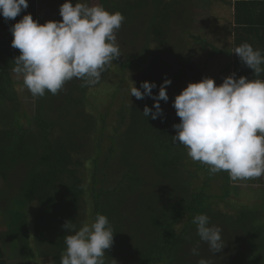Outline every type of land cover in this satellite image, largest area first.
Wrapping results in <instances>:
<instances>
[{
	"label": "trees",
	"instance_id": "1",
	"mask_svg": "<svg viewBox=\"0 0 264 264\" xmlns=\"http://www.w3.org/2000/svg\"><path fill=\"white\" fill-rule=\"evenodd\" d=\"M152 1L153 16L146 23V32L150 34L146 36L147 43L140 51L133 47L129 53L122 47L128 41L118 44L121 56L114 60L117 68L112 63L98 82L105 81L108 70L118 75L115 77L119 89L124 87L121 95L114 93L112 102L103 105L99 125L85 108L89 89L98 83L84 86L82 80L74 78L65 83L70 86L67 92L61 89L53 95L46 91L43 97H35L37 112L34 120L25 115L23 120L30 121L24 126L26 130L20 131L14 126L6 131H1L6 126L0 128V229L6 228L0 235L8 238L9 256L20 259L15 264H51L52 261L60 264V256L66 251L64 238L70 234L64 225L70 222L78 230L94 222L97 214L108 218L114 232L113 245L105 250L104 264H195L186 245L199 239L196 225L192 223L198 214L207 215L210 226L221 220L245 231L248 251L242 264H264L262 220L251 212L241 210L237 215L227 216L218 209L219 203L230 207L227 203L232 194L229 174L226 171L210 174L208 166L192 162L185 147L172 142L176 135L173 125L180 123L172 106L175 98L167 94L168 101L159 102L163 115L153 120L151 113L148 118L142 114L145 106L155 111V101L150 97L137 100L130 96L133 86L126 79L130 72L138 89L142 82L155 83L157 87L152 94L157 96L165 79L174 83L173 67L186 73L193 70L180 64L178 68V60L182 59L174 53L168 56L167 38L173 27L181 28L194 41L200 39L181 18L182 0L176 3L178 11L175 8L170 12H165L168 2ZM99 2L110 13L120 12L126 26L142 10L138 7V14L135 6L144 8L147 4V0ZM149 40L155 43L153 49L149 48ZM134 41L130 40V44L136 46ZM162 48L166 55L161 54ZM217 52L212 48V55ZM194 81L200 82L197 78ZM62 100L63 106L55 116L58 122L49 113ZM92 106L89 108L93 110ZM91 133L95 138L92 139ZM135 148L139 150L137 154ZM115 162L118 167L114 177L110 168ZM88 164L89 178H86ZM144 164L157 176V184L160 179L177 182L181 189L186 184L180 182L181 174L185 173L194 182L199 172L207 175L201 188L193 186L186 197L178 193L176 200L165 197L167 194L154 196V201L153 195L146 192L141 205L137 204L144 235L129 238L123 234L127 223V219L123 220V211L127 196L150 180L143 174ZM155 202L160 206H154ZM121 248L128 252L122 258L117 255ZM1 249L0 244V264H9L7 253Z\"/></svg>",
	"mask_w": 264,
	"mask_h": 264
},
{
	"label": "clouds",
	"instance_id": "2",
	"mask_svg": "<svg viewBox=\"0 0 264 264\" xmlns=\"http://www.w3.org/2000/svg\"><path fill=\"white\" fill-rule=\"evenodd\" d=\"M28 7L27 0H0V15L6 21L13 20ZM59 14L62 21L43 25L31 14L24 15L10 28L11 47L21 53L14 59L13 71L18 79L23 78V86L33 97H43L46 91L55 95L74 78L82 80L84 86L95 85L121 56L116 32L125 17L120 12L110 13L99 4L73 5L66 0ZM233 53L256 76L264 72V56L252 45L243 43ZM171 83L165 79L157 96L152 94L155 83L142 82L139 89L133 83L131 97L155 101V111L145 106L143 116L148 118L151 113L155 120L163 115L159 102L168 101L166 87ZM172 106L180 119L173 125L176 135L172 142L184 146L193 161L207 165L210 174L226 171L232 181L264 175V80L243 76L236 79L233 73L217 86L212 78H203L189 83ZM192 223L200 241L213 255L222 251V230L210 226L207 215H196ZM64 227L70 234L64 238L66 251L60 256V264H104L105 250L114 242V232L105 215L97 214L94 222L78 230L70 222ZM198 247H193V255H199ZM198 264L211 261L201 258Z\"/></svg>",
	"mask_w": 264,
	"mask_h": 264
},
{
	"label": "rangeland",
	"instance_id": "3",
	"mask_svg": "<svg viewBox=\"0 0 264 264\" xmlns=\"http://www.w3.org/2000/svg\"><path fill=\"white\" fill-rule=\"evenodd\" d=\"M179 1L181 0H164L163 2H168V7L165 8V12L175 11L176 3ZM226 1L228 0H182L183 4L179 8V11L182 10L183 13L181 18L186 20V27L190 29L191 33L198 36L200 39H198V41H194L188 34H184L181 28L179 30L177 27H173L171 29V34L167 38V44L169 45L168 56L171 57V53H174L176 58L182 59L181 61L178 60L176 65L177 67L178 64H180L183 65L184 68L189 66L193 70L186 73L183 70H176L173 67L174 70L171 71V73L176 79L171 78L174 80V83L171 84L172 86L167 91L169 97L171 96L175 98L177 95H179L189 83L196 82L194 81V78H196L198 75L206 74L207 77H213L215 76L214 73L219 71V65L223 63V60L220 61L222 58L221 54H223V51H226V27H222L224 22L223 19L226 18ZM82 2L87 3L89 6L96 4L100 5L99 0H84ZM152 3H154L152 0H147V4L144 6V8H142V6H138L137 4L135 7L138 14L139 8L142 9L140 14L136 16L138 18L130 21V23H128L129 26H126L125 20V22L122 23L120 29L116 32L117 44L124 45L125 41H128L126 45L122 46L123 50H125V53H129L133 47H136L137 50L140 51V48L147 43L146 36H149L150 34H148L149 32H146V23L148 19L150 20L151 16H153V9H151ZM134 31H137V33L134 34ZM135 36L136 38H134ZM130 40H135L134 42L136 46H133L132 43L130 44ZM149 41V48L153 49L155 47V43L152 40ZM207 44L209 45L208 48H202L203 45L205 46ZM172 46H174V50H172ZM211 47L214 51L216 49L218 54L216 53V55H212ZM163 51V48L160 49L161 54L166 55V52L164 53ZM207 61H209L208 64H206ZM113 64L114 67L117 68L115 61H113ZM171 66H173L172 63ZM130 75H132V72L128 74V77L126 78L127 82L131 84V86H134L135 83L132 81L133 78L132 76L130 77ZM115 76L118 75L107 70L105 81L98 83V85H95L93 88L89 89L87 93V107H84L86 108V111L93 115L96 125L101 123L100 114L103 110V105H105L107 101L112 102V98L115 95L114 93L121 95L120 91L124 90V87L119 89L117 80L118 78ZM62 89L64 92L70 90L69 84H65ZM63 100L52 106V111L49 113L51 118H55L58 109L63 106ZM35 101L36 98L30 97L29 92L22 95L13 96V108H7L12 107L11 105L2 107L5 110V113H0V115H4L6 118H4V116L0 118V125L3 126V124L6 123V127L2 128L1 131H6L7 128L12 126L20 131L21 129L26 130L24 126H27L30 121L26 122V120L23 119L26 115L29 116L31 120H34L37 112ZM89 105H93V110L89 108ZM65 116L67 119H71L70 116ZM34 126L35 124L33 121L31 127L34 128ZM91 136L92 139L95 138L94 133H91ZM138 152V148H135V153L137 154ZM192 162L194 161L192 160ZM117 167L118 164L115 162L110 168V172L114 177ZM149 169L150 166L144 164L143 174L150 180L147 181L145 185L137 187V189L132 194L127 196L128 200L125 203L126 208L123 211V220L125 219V222L127 219V223L123 226V234L129 238H131L130 236L132 235H135L139 238L144 235V226H142L140 223V217H142V215L138 213L137 204L141 205L146 192H149V194L153 195L152 199L154 201L156 196H165L167 194L168 196L165 197L169 198L170 196L172 199L176 200L175 197L178 193L186 197L191 192L193 186L195 187L197 185L196 188H201L204 181L206 180L205 175H207L203 171L199 172L198 178L196 179L197 182H194V180L189 179L185 173L181 174L182 177L180 182H186L185 187L181 189L182 186L178 187L177 182L173 183L172 181H163L160 179L159 183L157 184V176H155L154 173H152V170ZM89 170L88 164L86 167V178H89ZM175 186H177L178 189ZM231 188L232 194L227 200V203H230V207L225 206L224 203H219L218 209H220L227 216L237 215V213L241 210L243 212H251L252 214L257 215L260 220H262L261 224H264V175L256 179L232 181ZM171 193H174V195H171ZM152 199L150 200L152 201ZM154 206L158 207L160 206V203L155 202ZM240 206H243V208L241 209ZM1 210L2 208H0V211ZM213 226L219 227L222 230L221 236L225 247L221 252L213 255L212 252L209 251L208 245L200 241V238L195 243L190 244V242H187L189 245H186V247H188L190 250L189 252L191 253L190 257L192 261H194L195 264H198V260L204 258L206 260H210L211 264H242L243 259L248 251L245 241L246 232L242 231L241 229H234L232 226L227 225L226 222L224 223L221 220L216 221ZM0 230L5 231L6 228L3 226ZM128 242L131 245L133 243L129 239ZM197 244L199 245L198 256L192 254V249ZM117 255L122 258L121 255H128V252L125 248H121ZM14 259L15 263H18V260H20L18 258H13L12 260L14 261Z\"/></svg>",
	"mask_w": 264,
	"mask_h": 264
},
{
	"label": "crops",
	"instance_id": "4",
	"mask_svg": "<svg viewBox=\"0 0 264 264\" xmlns=\"http://www.w3.org/2000/svg\"><path fill=\"white\" fill-rule=\"evenodd\" d=\"M82 1L84 0H71V3L75 5L76 2L81 3ZM27 2L29 7L13 20L6 21L0 15V113H5V110L2 108L3 106L11 105L12 107L7 108H13V96L29 92L23 86V78L20 77L18 79L13 71L15 67L14 59L21 53L18 49L11 47L13 36L10 28L19 22L24 15L28 14H31L33 20L41 25L48 21L60 22L62 21V17L59 14V9L66 0H27ZM223 20L222 27H226V51H223L220 60H223V63L219 65V71L214 73L215 76L207 77L206 74H201L196 77L197 80L201 81L203 78H212L216 85L219 86L222 84L224 78L233 73H235L236 79L243 76L249 80H264V72L256 76L233 53L235 47L248 43L254 49L260 50L261 55L264 56V0H228L226 1V18ZM205 47L208 48L209 45L202 46V48ZM261 67L264 68V64ZM29 95L31 96L30 92ZM3 116L0 115V118ZM4 118L6 117L4 116ZM3 126H6V123ZM3 126L0 125V128ZM0 244L1 250L7 253L9 264H15V259L14 261L12 260L14 257L9 256L8 238L5 236L1 238L0 235Z\"/></svg>",
	"mask_w": 264,
	"mask_h": 264
}]
</instances>
